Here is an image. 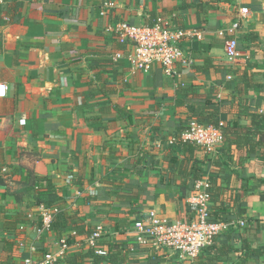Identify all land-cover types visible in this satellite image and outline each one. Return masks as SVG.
<instances>
[{
    "label": "crops",
    "instance_id": "0c3cea01",
    "mask_svg": "<svg viewBox=\"0 0 264 264\" xmlns=\"http://www.w3.org/2000/svg\"><path fill=\"white\" fill-rule=\"evenodd\" d=\"M242 8L248 16L232 35L241 56L231 61L226 30ZM160 17L196 35L180 43L185 56L171 76L159 64L133 71L114 29L123 22L151 26ZM0 84V264L43 253L64 260L87 249L83 236L66 242L69 227L37 235L35 178L51 180L59 210L84 231L102 226L105 254L116 244L126 249L121 264H264L263 257L242 261L240 252L216 258L208 248L182 262L129 233L149 210L188 220L190 172L203 161L219 201L213 210L243 221L240 237L264 247V0H0ZM191 119L222 122L236 144L225 145L227 154L169 146ZM115 188L131 202L108 194ZM27 214L29 221L19 223ZM125 220L130 226L118 229Z\"/></svg>",
    "mask_w": 264,
    "mask_h": 264
},
{
    "label": "built area",
    "instance_id": "2783aa9c",
    "mask_svg": "<svg viewBox=\"0 0 264 264\" xmlns=\"http://www.w3.org/2000/svg\"><path fill=\"white\" fill-rule=\"evenodd\" d=\"M106 7L112 4L106 3ZM103 14V12H102ZM248 16V10H240V18L234 22L226 32L231 37L226 41V57L235 61L241 56L237 49V39L232 37L241 27L242 21ZM119 41L129 48L127 60L133 71L147 72L153 64H159L166 76L173 73V65L179 59H184L180 43L191 38L196 33L191 31L171 29L166 20L157 18L151 26H130L127 23H119L114 29ZM223 35L224 32L219 33ZM5 96V86L0 84V98ZM224 124L203 125L194 120H189L180 136V142L193 144L211 154L222 145ZM177 140L171 137L167 140L169 146L175 145ZM211 184L207 178L196 181L193 193L188 202L191 205L192 214L188 220L170 221L154 210H149L145 215L138 217L129 233L133 235L138 244H146L151 250L167 251L178 257L182 262L195 260L200 252L211 245L221 233L242 228L243 221L210 222L211 211ZM40 226L36 227L38 236L49 231L57 209H49L43 204L37 208ZM103 233L102 226H97L85 239L86 245L94 249L96 255H105V252L97 247L96 242ZM62 250L66 249V242H61ZM55 258L46 255L43 260L36 261L27 258L21 264H51Z\"/></svg>",
    "mask_w": 264,
    "mask_h": 264
},
{
    "label": "trees",
    "instance_id": "16d2710c",
    "mask_svg": "<svg viewBox=\"0 0 264 264\" xmlns=\"http://www.w3.org/2000/svg\"><path fill=\"white\" fill-rule=\"evenodd\" d=\"M191 120H194V121H196V122H198L200 124H203V125L210 124V125L214 126V125L218 124L217 121H215L213 123H208V122H206L204 120H198V119H191ZM261 121L264 122V119H261ZM185 127H186V125H185ZM185 127H184V129H185ZM244 131H245V133L247 135L248 134L252 135V136L253 135L254 136L257 135V132H255V131H251V130H247V129H245ZM181 134H182V132L175 136V138L177 140L176 144L185 145V146L193 145V144L181 143L180 142ZM262 137L264 138V135ZM245 138H248V136H246ZM235 141L236 140H232L231 138L230 139H226V136H225V124H224L222 145H221L220 148H217L216 151L219 150V152H218L219 154H221V153L227 154L228 150H225V148H226L225 145L229 146V145L235 143ZM247 141H249V139H247L246 142ZM171 146H173V145H171ZM197 147L200 148L204 152L203 148H201L199 146H197ZM204 153L208 154L206 152H204ZM251 153L252 152H249L248 154H251ZM185 160L187 161L188 159L185 158ZM204 161L207 163V165H212L213 164L212 163V159H210V158H206V159L204 158ZM196 162H197V165L193 168L194 169L193 172H190L191 181H193L192 184H191V188H194V184H195L196 181H199V180H202V179L205 178V177H203L204 176V172H203L204 169L202 168V166H200L203 163V161L202 162L201 161H196ZM205 169H207V166H205ZM181 174L183 176L186 175L185 171H184V168H182ZM207 179H208V181L211 184V189H210V193H211V197H212L211 198V204H215V203H217L219 201H218V199L216 197V194H215V187H214L215 185H213L214 179H212V178H207ZM111 181H112V179L110 180V182ZM41 183H44V185H42ZM31 189L35 193L34 194V202L35 203H37V204L41 203L45 207H47L49 209H56V208L58 209V213L54 216V218H53V220L51 222L50 230H52V231L56 232L58 235H60L62 233V230H64L65 228L69 227V228L73 229V233H72V235L70 237H68L66 239V242L69 243L70 240L71 241L74 240V242H75L77 237L83 236L82 241L80 242V244L82 246H84V247L87 246L86 242L84 240L89 236V234H91L93 232V230L89 229V230L84 231L81 228V226H79V224L76 221L75 217H72V216L66 217L65 215L62 214L61 210H59V208H60L59 205H58V201L59 200H58V198L56 196V190H55L54 185L51 183V180L50 179L35 178L34 181L31 182ZM120 192H121L120 188H115L113 191H109L108 194L115 195L116 198H117L116 199L117 202H120V203L131 202L130 199H120L118 197ZM46 194H48V196H49L48 199L42 200L41 199L42 195H46ZM215 197H216V199H215ZM94 200H96L95 197H94ZM213 208L214 207L211 206L210 219H209L210 222H216V223L217 222H230V221H233L235 219L234 218L232 220L233 217H227V216L224 217L223 214L219 210H217L219 208L214 209V210H213ZM129 214H131V213H128V215ZM228 214H230V213L228 212ZM127 217H125V218H127ZM27 220L29 221L28 214H27V216L24 215L23 217H21L19 223L23 224ZM32 222L37 227L40 226V219L37 218V221H32ZM124 225L128 227V226H130V223L126 222V220H125V221L120 222L119 224H117L116 227L119 229L120 226H124ZM237 230L238 229L235 228L233 230L221 233V235H219L218 237H220L223 240H225V244L221 245L220 247H218V248L215 247L214 246L215 244H213V242H212L211 245L207 246L203 250H205L207 248L209 250L213 249L214 250V255H215L216 258L218 256H227V255H229V253H236V252L242 253V256H241V260L242 261L245 260V259H248V258L249 259H253V260L257 259L259 257H263L264 258V247L261 248V249L252 248L250 241H247V240L241 238L240 237L241 235L239 233H237ZM101 238H102V236H101ZM238 238H241V242L242 243H241L240 247L236 248V247H234L233 243H235ZM98 241L96 242L97 247H99ZM201 252H200V254H201ZM128 254L129 253H128V251L126 249L121 248L117 244L114 245L110 249V251H108L105 255H96L94 253V249L93 248L87 247L86 251H84V252H76V253L66 257L64 260H61V258H57L51 264H103L105 262H111V264H121V263L125 262V258L127 257ZM199 255H198V257H199ZM45 256H46V253L45 254L43 253L40 257L33 258V259L36 260V261H41V260L44 259Z\"/></svg>",
    "mask_w": 264,
    "mask_h": 264
}]
</instances>
